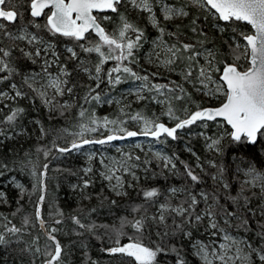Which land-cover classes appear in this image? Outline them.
I'll list each match as a JSON object with an SVG mask.
<instances>
[{
    "label": "snow or ice",
    "instance_id": "snow-or-ice-1",
    "mask_svg": "<svg viewBox=\"0 0 264 264\" xmlns=\"http://www.w3.org/2000/svg\"><path fill=\"white\" fill-rule=\"evenodd\" d=\"M157 5L162 16L157 15ZM128 8L146 15L148 23L157 30L155 38L150 39L146 29L130 18ZM191 8L203 9L207 14L205 19L213 17L216 21L213 26L219 32L232 29V43L228 45L231 62L218 61L216 50L205 47L209 43L208 33L203 27L198 29L199 17L191 20L190 31L196 37L193 40L186 39L179 26L177 31H169L165 27L164 22L188 17ZM0 21L14 26V30L9 31L5 23H0V84L7 81L11 91L10 95L9 91L0 89V101L19 98L35 103L39 100L50 113L64 115L74 107V90L78 87L72 79L75 68L70 69L69 62L76 61L79 69L96 82L95 88L89 85L82 97L78 112L79 131L64 129L73 139L64 147L54 145L57 153H71L86 145H106L138 135L151 136L156 140L161 136L176 140L179 130L199 121L204 128L208 127V122H216L221 129L214 137L200 133L210 150L223 155L227 140L233 153L239 154L247 148L246 154L259 164L257 167L249 162L245 166L244 175L248 179L242 182L238 192L233 193L225 179V166L215 160L209 161V171L205 172L198 156L196 162L190 164L179 161L175 154L157 152V170L152 169L151 160L141 161L140 156L131 153H124L119 160L101 157L99 163L103 170L99 175L115 197H128V189L139 184L142 177L137 175V170L141 165L145 173L151 171L154 178L168 182V187H142L137 193L140 202H130L127 215L120 217L116 224L101 225L90 220L86 223L85 218L96 212L95 208L87 213L80 211L71 215L69 219L75 227L69 234L83 237L88 233L102 244L107 241L101 251L109 257L120 258L121 264H165V258L170 255L175 264H188L183 255L185 244L198 257L199 264H264V223H250L251 217L257 214L264 219V158L257 151L258 146L264 143V0H188L181 7H171L164 0H0ZM241 24L250 26V31L239 30ZM109 25L113 27L110 29ZM46 35L48 39H45ZM56 37L66 38L73 44L66 47L67 60L61 59ZM4 39L9 42L7 45ZM146 43L151 46V53L147 54L149 63L178 72L184 82L191 84L197 92L210 98L222 97L218 105H197L191 112L185 107L184 118L177 116L174 105L190 99L187 89L176 81L151 84L148 75L138 74L131 66L138 64L139 52ZM82 53L96 55V63L91 68L80 59ZM202 59L204 64L200 63ZM241 60L245 63L241 64ZM109 61H115V65L105 73L108 83L119 85L125 77L143 81V88L164 97L157 102L167 106L165 114L175 120L174 126L159 122L158 117L151 119L136 113L129 119L142 122L143 126L139 132L130 131L125 127L127 120L99 118L94 111L89 112L85 104L101 102L96 89L102 82L104 65ZM221 63L222 69L218 66ZM22 64L32 67L24 71ZM215 73H219L218 79ZM65 96L70 99L63 100ZM138 99L146 97L138 96ZM24 112L25 109L19 106L8 109L0 119V138L11 139L24 134L23 128L17 131ZM121 112L124 114L123 109ZM102 129L108 135L103 136ZM40 132L41 135L47 134L42 126ZM97 132H101L102 138H89V134ZM187 150L192 151L191 148ZM37 151H42L47 159L51 149ZM95 158V154L88 157L89 161ZM178 163L183 166L182 172ZM28 164L35 181L33 192L40 193L34 217L24 216L21 225L17 226L0 214V219L7 221L0 224V247L17 252L22 261L27 258L28 264H36L37 260L40 264H66L70 253L57 235L63 233L60 226L64 224V213L57 209L48 219L43 213L49 166L45 163L38 169L31 160ZM7 168L8 165L0 161V176ZM82 171V183L72 185V188L84 193L93 183L89 176L93 169L89 165ZM169 174L173 178L180 174L183 186H173ZM126 177L131 180H126ZM209 179L214 182L211 191L205 188ZM15 186L21 190L20 198L23 199L27 190L22 184L16 183ZM222 192L227 193V198ZM177 196H183V199L179 200ZM84 198L91 200L92 196ZM254 200L257 202L255 210L252 207ZM0 202H7L3 191H0ZM110 203L115 205L117 201L111 199ZM19 211L20 208L17 209ZM233 219L239 221L245 232H252L254 239L233 236L221 226L230 225ZM37 226L44 237L43 245L41 234L33 235L28 231ZM201 232H207L209 237H219L223 242L215 239L206 241L199 237ZM23 235L30 236L31 242L23 241ZM79 243L86 247L82 240ZM87 264L99 262L89 255Z\"/></svg>",
    "mask_w": 264,
    "mask_h": 264
},
{
    "label": "trees",
    "instance_id": "trees-1",
    "mask_svg": "<svg viewBox=\"0 0 264 264\" xmlns=\"http://www.w3.org/2000/svg\"><path fill=\"white\" fill-rule=\"evenodd\" d=\"M18 2H23V0H18ZM164 3L171 7H181L188 3V0H164ZM23 10V9H21ZM124 11V9H121ZM157 15L162 16V10L159 5H157ZM128 15L141 27L146 29V34L151 38L157 36V30L154 29L147 20L145 14L137 13L132 9L128 8ZM27 15V13H25ZM206 12L203 9L191 8L190 15L186 18L176 19L169 22H164L165 27L169 31H177V26H179V31L183 33L184 37L188 40L196 39L193 36L190 29L192 27L191 20L199 17L197 22L198 29L203 27L208 33L209 43L205 45L207 48H214L217 52L218 61H228L231 62L232 56L228 45L232 43L230 37L233 35L232 29L227 28L223 33L219 32L213 25L216 23L215 19L208 16L207 19ZM115 20L116 17L113 16ZM23 21H21L22 23ZM0 23H5L9 31L14 30V26L8 24L7 22L0 21ZM113 26L109 25L111 29ZM239 30L250 31V26L241 24ZM48 39V36H45ZM227 42V43H226ZM9 42L4 39V44L7 45ZM55 43L57 50L61 53V59L67 60L66 47L73 46L72 42L66 38L56 37ZM151 53L150 43H146L144 47L140 50L138 55V64L131 65L133 70L140 75H148L149 82L151 84H169L171 81H176L181 84L182 87L187 89L190 93V99L186 98L183 102H176V115L184 118L185 107L188 108L189 112L195 111L196 106L208 107L216 106L219 103V98H210L204 95L202 92H197L195 88L189 84L185 83L182 76L178 72H170L166 69L157 67L153 63H149L147 60V54ZM80 59L88 63L89 68H91L96 63L95 54H81ZM204 64V60L200 61ZM241 64L245 61L241 60ZM115 65V61H109L104 65V72L101 73L102 82L100 87L96 89L101 95V102L97 103L95 101L90 104H85L89 112L94 111L96 116L99 118L108 117L109 119H124L127 120L125 127L128 130H135L139 132L142 128V122L132 121L129 119L131 115L136 113H141L145 117L155 119L159 118V122L167 123L170 126L175 124V120L169 119L165 114L167 111V106L163 103L157 101L164 100L163 96H160L155 91H151L147 88H143V81H137L130 77L123 78L122 83L116 86H112L108 83L105 73ZM219 67H223V64H219ZM29 67L28 64H22L21 68L27 71ZM69 68H75L73 72V82L78 85L74 90L76 102L74 107H72L64 115L59 112L50 113L48 109L36 100L32 103L29 99H17L12 101L11 99H3L0 101V119L8 113L9 108L23 107L25 109L19 124L17 126V131L20 128L25 130L24 134L16 135L14 138H0V161L8 165V168L4 170V175L0 176V191H3L7 195V202H0V214L7 217L12 223L17 226L21 225L22 218L24 216L34 217L35 213V203L39 196V191L33 192V184L35 183L31 175V165L28 164V160L35 163L38 169L45 163L48 164V173L46 179L47 192L46 199L43 206V213L46 219L50 217V214L56 212L57 209L62 210L64 213V224L60 227L63 229L62 234H57L58 238L61 239L62 244L67 245L69 250V255L66 260V264H87V257L90 255L93 260L99 262V264H121L120 258H112L107 256L101 251V248L108 242L104 241L102 244L100 240L96 239L94 236H89L85 233L83 237H77L74 234H69L71 230L75 227L69 217L75 215L80 211L87 213L90 209L95 208L96 212L92 213L91 216L85 218L87 223L89 220L94 221L101 225H112L116 224L120 217L127 215V210L129 209L130 202L139 203L140 197L138 192L142 187L148 185L168 187V182L160 179L159 177L154 178L152 172L145 173L143 171V165L137 170V175L142 177L141 181L135 188L128 189V197L118 198L111 193L107 182L102 180L99 173L103 170L99 159L101 157L107 158L109 154L120 155V153H131L133 156H140L141 161L151 160L152 169H156L157 161L155 160V154L151 149L148 148L147 141L157 144L162 151L167 155L175 154L178 156L179 161H187L190 164L196 162V157H199V162L204 164L205 172L209 171V161L215 160L218 164L225 166V179L231 186L230 190L235 193L239 191V186L242 182L247 179L244 175L245 166L251 162L259 167L256 160L247 153V148L239 154L233 153L231 151L232 145L229 141L225 140V151L223 155H218L213 150L207 147V142L204 136L200 133H204L207 136H215L221 129L217 126L216 122H208V127L204 128L201 126L202 122H197L191 127L179 130L177 133L178 139L172 140L169 137L161 136L160 140H156L152 137H145V142L143 141L141 145L134 144V138L124 139L120 141H113L106 145H86L79 151H73L71 153L59 154L56 152L54 145H59L61 147L67 146V144L73 139L72 136L67 135L63 130L67 129L69 132H78V124L80 123V118L78 116L79 107L83 103L82 97L87 93L88 86L91 85L95 88L96 82L89 78V75L79 69L76 61L69 62ZM156 73V75H152ZM219 73H215V78L218 79ZM7 81L4 84H0V89L9 91L7 87ZM135 85L142 88V96L146 99H136L133 100L131 97L126 98V93H124L129 85ZM111 97L112 103L107 100H103ZM68 96L63 97V100H69ZM8 105V107H4ZM123 106V107H122ZM123 109V113L121 110ZM39 123H36V122ZM41 126L46 130V135H41ZM103 136L108 135L106 130H101ZM101 132L89 134V138H102ZM116 146V147H114ZM119 147V148H117ZM90 148L95 152V159L89 161L87 156L84 154V150ZM191 148V152L187 149ZM38 149L49 150L50 154L47 159H45L42 151H37ZM118 149L119 151H116ZM257 151L259 156L264 158V143L258 146ZM195 153L196 155H193ZM91 165L93 171L89 174L93 183L91 187L86 189L84 193L79 190L74 191L72 185L81 184V177L84 176L83 169ZM180 171H183L182 164L178 163ZM203 175V174H202ZM170 183L176 187H182L183 177L180 174H176L173 178L171 174ZM88 178V177H85ZM126 180L130 181V177H126ZM16 183L22 184L27 190L23 199L20 198V189L16 188ZM213 181L210 179L207 181L205 186L206 190L211 191V186ZM91 195L92 199H85L84 196ZM227 198V193L222 192ZM107 197L108 199H105ZM111 199H116L117 203L112 205L110 203ZM177 199L182 200L183 196H177ZM103 201V203H101ZM253 209L257 207V202L254 200L252 204ZM20 211L17 212V209ZM13 213H16L13 215ZM255 221H260L264 223L258 214L251 217L250 223ZM7 221L0 219V224L6 223ZM49 223L51 220L49 219ZM226 227L227 231L237 234L238 236L245 237L248 239H254L252 232H245L239 225V221L233 219L231 224ZM255 226V224L253 225ZM239 229V230H238ZM33 235L41 234L38 226L36 228L29 229ZM101 231H103L101 229ZM199 237L202 239L210 240L216 239L221 240L219 237H209L207 232L199 233ZM21 239L25 242H31V237L28 235H23ZM83 241L82 246L79 241ZM44 243V237L41 234V245ZM183 255L188 261V264H199L198 257L194 256L187 244L184 245ZM0 264H28L27 258L23 261L17 252L10 250L7 247H0ZM36 264H40L37 260ZM165 264H175V260L170 255L165 258Z\"/></svg>",
    "mask_w": 264,
    "mask_h": 264
},
{
    "label": "rangeland",
    "instance_id": "rangeland-1",
    "mask_svg": "<svg viewBox=\"0 0 264 264\" xmlns=\"http://www.w3.org/2000/svg\"><path fill=\"white\" fill-rule=\"evenodd\" d=\"M124 93H126V95H127L126 98L131 97V99L135 100L136 98L138 99V96H142V88L131 84V85H129V88ZM106 98H107V96L103 100H105V101L107 100L108 102L111 101L109 103H112V100H111L112 98L111 97H109L108 99H106ZM144 139H145V136H143V137H135L133 142H134V144L141 145V144H143L142 143L143 141L145 142ZM146 143L148 144V148L151 149L154 154L157 153V152L165 154L162 151V149L157 144H154V143H152L150 141H147ZM114 147H116V146H114ZM117 148H119V147H117ZM84 151H85L84 154L87 156V158L89 157L90 154H95V152L92 149H90V148H86ZM116 151H119V150L116 149ZM122 156H123V152L120 153V155L109 154V155H107V158L108 159L115 158V159L119 160V159L122 158ZM228 232H229V234H231L233 236L241 237V236H238L237 234L231 233L230 231H228ZM218 242H223V241L221 239Z\"/></svg>",
    "mask_w": 264,
    "mask_h": 264
},
{
    "label": "water",
    "instance_id": "water-1",
    "mask_svg": "<svg viewBox=\"0 0 264 264\" xmlns=\"http://www.w3.org/2000/svg\"><path fill=\"white\" fill-rule=\"evenodd\" d=\"M212 106V105H211ZM217 106V105H216ZM199 122V121H198ZM167 126H169V127H172V126H170L169 124H167V123H165ZM174 126V125H173ZM131 131H135V130H131ZM137 137H143V135H138ZM145 137H151V136H145ZM129 138H131V137H129ZM129 138H125V139H129ZM152 138H154V137H152ZM116 141H120V140H116Z\"/></svg>",
    "mask_w": 264,
    "mask_h": 264
},
{
    "label": "bare ground",
    "instance_id": "bare-ground-1",
    "mask_svg": "<svg viewBox=\"0 0 264 264\" xmlns=\"http://www.w3.org/2000/svg\"><path fill=\"white\" fill-rule=\"evenodd\" d=\"M124 140V139H123Z\"/></svg>",
    "mask_w": 264,
    "mask_h": 264
}]
</instances>
